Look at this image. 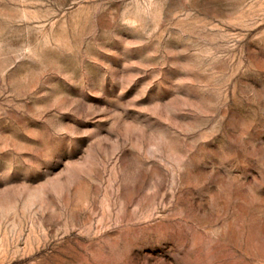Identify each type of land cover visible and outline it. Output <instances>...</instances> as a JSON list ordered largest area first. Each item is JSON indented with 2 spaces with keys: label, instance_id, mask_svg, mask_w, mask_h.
I'll use <instances>...</instances> for the list:
<instances>
[{
  "label": "rangeland",
  "instance_id": "rangeland-1",
  "mask_svg": "<svg viewBox=\"0 0 264 264\" xmlns=\"http://www.w3.org/2000/svg\"><path fill=\"white\" fill-rule=\"evenodd\" d=\"M0 264H264V0H0Z\"/></svg>",
  "mask_w": 264,
  "mask_h": 264
}]
</instances>
